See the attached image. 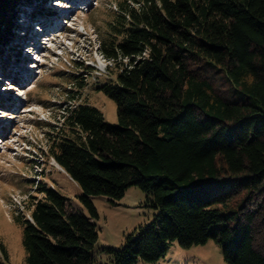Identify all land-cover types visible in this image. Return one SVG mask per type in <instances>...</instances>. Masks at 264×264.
<instances>
[{
	"label": "trees",
	"instance_id": "1",
	"mask_svg": "<svg viewBox=\"0 0 264 264\" xmlns=\"http://www.w3.org/2000/svg\"><path fill=\"white\" fill-rule=\"evenodd\" d=\"M20 1L0 0V43ZM133 2L119 3L103 50L120 70L97 88L118 122L87 103L66 110L49 153L82 207L38 188L31 219L18 220L27 264H94L92 198L116 203L131 187L157 213L103 251L110 263H157L174 242L214 240L226 264H264V0Z\"/></svg>",
	"mask_w": 264,
	"mask_h": 264
},
{
	"label": "rangeland",
	"instance_id": "2",
	"mask_svg": "<svg viewBox=\"0 0 264 264\" xmlns=\"http://www.w3.org/2000/svg\"><path fill=\"white\" fill-rule=\"evenodd\" d=\"M123 1L134 3L83 0L73 6L61 0H21L9 15L10 36L0 43V264H27L24 225L18 220L31 219L33 198L42 197L38 188H55L73 207H82V189L49 153L51 137L77 103L99 108L108 123L118 122L116 102L97 88L114 82L122 64L109 61L103 50ZM40 27H46L43 34ZM20 43L26 44L19 48ZM92 200L99 213L94 264H112L103 251L120 249L126 235L152 223L157 211L139 187L116 203L105 196ZM138 264L226 263L220 245L211 240L191 248L174 242L159 262Z\"/></svg>",
	"mask_w": 264,
	"mask_h": 264
},
{
	"label": "bare ground",
	"instance_id": "3",
	"mask_svg": "<svg viewBox=\"0 0 264 264\" xmlns=\"http://www.w3.org/2000/svg\"><path fill=\"white\" fill-rule=\"evenodd\" d=\"M61 1H68L69 2V4H72L73 6H79V4L81 3V2H83V0H61ZM68 12V11H67ZM52 17V16H51ZM36 18V17H35ZM38 19V18H37ZM40 19V18H39ZM44 19V18H43ZM26 23H29L28 21L26 22ZM45 29H46V27H44ZM29 30V29H28ZM27 30V31H28ZM39 31H41V29L39 30ZM27 40H29L28 38H26V41ZM34 42V41H33ZM27 43V42H26ZM26 43H20V45H18V47L20 48L21 46H23L24 44H26ZM29 46V45H28ZM24 49V48H23ZM25 51V50H24ZM21 52V51H20ZM19 52V53H20ZM23 52V51H22ZM0 142H1V140H0Z\"/></svg>",
	"mask_w": 264,
	"mask_h": 264
},
{
	"label": "clouds",
	"instance_id": "4",
	"mask_svg": "<svg viewBox=\"0 0 264 264\" xmlns=\"http://www.w3.org/2000/svg\"><path fill=\"white\" fill-rule=\"evenodd\" d=\"M30 46V45H29Z\"/></svg>",
	"mask_w": 264,
	"mask_h": 264
}]
</instances>
